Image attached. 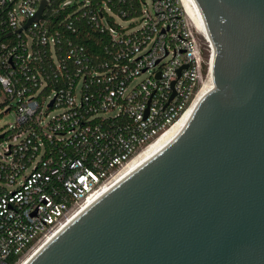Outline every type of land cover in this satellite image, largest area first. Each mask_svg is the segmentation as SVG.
<instances>
[{
  "label": "built area",
  "instance_id": "built-area-1",
  "mask_svg": "<svg viewBox=\"0 0 264 264\" xmlns=\"http://www.w3.org/2000/svg\"><path fill=\"white\" fill-rule=\"evenodd\" d=\"M107 1L0 0V118L15 115L0 127V264L63 229L210 76L182 0L132 16Z\"/></svg>",
  "mask_w": 264,
  "mask_h": 264
},
{
  "label": "water",
  "instance_id": "water-1",
  "mask_svg": "<svg viewBox=\"0 0 264 264\" xmlns=\"http://www.w3.org/2000/svg\"><path fill=\"white\" fill-rule=\"evenodd\" d=\"M182 1L208 32L205 92L27 264H264V0Z\"/></svg>",
  "mask_w": 264,
  "mask_h": 264
},
{
  "label": "bare ground",
  "instance_id": "bare-ground-1",
  "mask_svg": "<svg viewBox=\"0 0 264 264\" xmlns=\"http://www.w3.org/2000/svg\"><path fill=\"white\" fill-rule=\"evenodd\" d=\"M183 2V1H182ZM184 5V4H183ZM185 8V6H184ZM186 9V8H185ZM187 12V10H186ZM188 16L190 17V19L192 20V22L194 23V25L196 26V28L198 29V31L205 37L206 42H208V32L205 31L202 27H200L196 21L192 18V16L187 12ZM209 46V43H208ZM210 47V46H209ZM208 80H206L200 91L198 92L197 96L195 97L192 105L190 106V108L184 113V115L172 126L170 127L167 131H165L161 136H159L156 140H154L150 145H148L138 156H136L132 161H130L118 174L117 176L108 184L106 185L101 193L93 200H90L89 202H87L68 222V224L70 222H72L78 215H80V213H82L85 209H87V207H89L90 205H92V203H94L97 199H99L100 197H102V195H104L107 191H109L129 170H131L140 160H142L149 152H151L157 145H159L164 139H166L169 135H171L173 132H175L182 124L183 122L186 120V118L189 116V114L192 112L195 104L197 103V101L200 99V97L203 95V93L205 92L209 82L211 81V77L209 76V78H207ZM67 224V225H68ZM56 234H53L51 236H49L48 238L40 241L36 246H34L19 262V264H27L28 261H30V259H32V257H34V255H36V253H38V251H40V249H42L44 247V245H46V243L48 241H50L53 237H55Z\"/></svg>",
  "mask_w": 264,
  "mask_h": 264
},
{
  "label": "trees",
  "instance_id": "trees-1",
  "mask_svg": "<svg viewBox=\"0 0 264 264\" xmlns=\"http://www.w3.org/2000/svg\"><path fill=\"white\" fill-rule=\"evenodd\" d=\"M97 2H100V0H97ZM109 6L114 12H119V11H127L129 12V16H132L135 14V12L138 10L139 7V2L138 0H124V1H118V0H108L107 1ZM102 39V36L100 35H95L92 36L90 39H86L83 42L86 43L87 45H94L95 42H98ZM104 41H106V38L104 37ZM205 60L207 54L204 56ZM204 70H206V64L204 65Z\"/></svg>",
  "mask_w": 264,
  "mask_h": 264
},
{
  "label": "rangeland",
  "instance_id": "rangeland-1",
  "mask_svg": "<svg viewBox=\"0 0 264 264\" xmlns=\"http://www.w3.org/2000/svg\"><path fill=\"white\" fill-rule=\"evenodd\" d=\"M116 21L122 26V27H127L129 24H130V21H126V20H123V19H119V18H116ZM200 41H201V47H202V52H203V55L205 56L207 54L208 57H206V60H208L209 58V50L208 49V45L206 43V41L204 40V38L202 37V35H200ZM210 49V47H209ZM205 59V57H204ZM14 110H10L8 113L4 114L1 118H0V127H5L7 124L9 123H13L14 121Z\"/></svg>",
  "mask_w": 264,
  "mask_h": 264
}]
</instances>
